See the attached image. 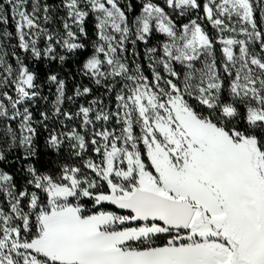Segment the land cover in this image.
I'll return each mask as SVG.
<instances>
[{
  "label": "snow or ice",
  "instance_id": "obj_1",
  "mask_svg": "<svg viewBox=\"0 0 264 264\" xmlns=\"http://www.w3.org/2000/svg\"><path fill=\"white\" fill-rule=\"evenodd\" d=\"M10 16L13 48L85 56L79 73L115 105L64 109L93 89L42 82L0 32V161L36 157L37 126L70 149L56 171L27 165L19 187L0 169V264H264L262 0H0V25ZM38 100L51 111L36 119Z\"/></svg>",
  "mask_w": 264,
  "mask_h": 264
},
{
  "label": "trees",
  "instance_id": "obj_2",
  "mask_svg": "<svg viewBox=\"0 0 264 264\" xmlns=\"http://www.w3.org/2000/svg\"><path fill=\"white\" fill-rule=\"evenodd\" d=\"M47 2L49 4L58 5L60 3V0H47ZM125 2L131 3L133 5L134 10L138 11L139 6H140V0H125ZM59 14L63 15V12L61 11ZM255 17H256L258 26H260L261 20H260V12L258 8H256L255 10ZM55 25L56 27L60 26L58 20L55 21ZM85 26H86V30L89 32V39L84 41V43L88 45L85 52L86 54H91L92 52L91 42L94 39L93 23H92L91 18L88 21H86ZM8 31L14 34L13 38L11 39L12 46L17 45L18 40L15 39V21L11 18V16L9 17ZM208 31L211 35L215 34L210 26L208 28ZM158 39L159 37H155L152 41H150V44H155ZM143 48H144V45L139 44L137 50L140 52V61L145 64V73L148 74L147 64L144 61ZM216 48H217L216 54H217L218 62H219L220 45L217 44ZM13 49L17 55L21 56V58L25 60L26 63H29L30 67H32L33 64L35 65L36 69L39 71L42 82H43V79L46 73H48L49 71L58 72L60 76L64 78L67 82V94L68 95L72 94L73 89L76 86H81V87L89 86L93 89L91 95L78 98L75 104L68 103L66 101L65 105L68 107V111L75 112L78 109V106L80 104L86 105L91 99L95 97H99L100 99H102L104 101V104L114 107L115 105L114 96L106 93L103 88H98L97 86L92 84L88 78L83 77L79 73L78 70L85 56L81 55V56L73 57L69 54L70 59L64 64H60L58 61L49 63L47 60H43L40 62H34L32 61L30 54L24 53L23 50L19 49L18 47L13 48ZM51 87H52V92L54 93L55 91L54 86H51ZM43 94L49 96V102L54 98L53 95L49 94V85L47 84H45ZM67 107L65 108L67 109ZM32 110L34 112L35 118L39 119L40 110L51 111L50 103H45L42 100H38L36 103V106ZM74 123H77V125H79V121L74 120ZM48 125H49V129L53 127H56V128L60 127L58 122H53V121H49ZM64 130L66 131L67 129H64ZM37 133L38 134L35 140V146L37 150L36 157L31 158L29 160H24L22 159V152L20 150H16L11 153H8L7 158L4 161H0V167L8 171L14 176L15 182L18 187L26 183L27 176H26L25 169H26L28 162L35 165V167H37L41 171H56L61 163L70 162L64 159L65 157H67L70 151V149L67 148V146H65L63 150L59 154H57L55 153L53 149L49 148L46 145V138L48 135L47 130H45L43 126H37Z\"/></svg>",
  "mask_w": 264,
  "mask_h": 264
},
{
  "label": "rangeland",
  "instance_id": "obj_3",
  "mask_svg": "<svg viewBox=\"0 0 264 264\" xmlns=\"http://www.w3.org/2000/svg\"><path fill=\"white\" fill-rule=\"evenodd\" d=\"M262 3H264V0H262ZM254 8H255V5H254ZM55 27H56V25H55ZM60 27V26H59ZM4 30H7L8 31V25H0V32H2V31H4ZM0 38H2V37H0ZM4 43H5V47L7 48V51L9 52V53H11V52H13L14 51V49H13V47H12V42H11V40H5L4 41ZM129 47H131V46H129ZM9 59H11V57H9ZM13 63H14V61H13ZM78 100V99H77ZM66 103V102H65ZM68 103H70V102H68ZM76 103V102H75ZM75 103H72V104H75ZM87 105V104H86ZM65 107H67L65 104H64V106H63V108L64 109H66ZM66 110H68V107H67V109ZM71 112V111H70ZM35 116V115H34ZM66 123H68V125H69V127H72V126H77L78 127V125H77V123H74V121H70V122H66ZM16 153V152H15ZM29 164H32V163H30V162H28L27 163V165H29ZM0 169H3V168H1L0 167ZM4 170V169H3ZM4 171H6V170H4ZM8 172V171H7ZM11 174V173H10Z\"/></svg>",
  "mask_w": 264,
  "mask_h": 264
}]
</instances>
